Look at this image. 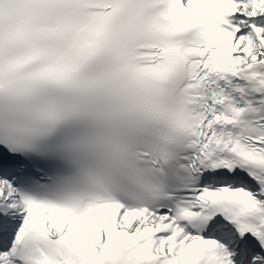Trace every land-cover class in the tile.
Wrapping results in <instances>:
<instances>
[{
    "label": "snow or ice",
    "instance_id": "obj_1",
    "mask_svg": "<svg viewBox=\"0 0 264 264\" xmlns=\"http://www.w3.org/2000/svg\"><path fill=\"white\" fill-rule=\"evenodd\" d=\"M0 264H264V0H0Z\"/></svg>",
    "mask_w": 264,
    "mask_h": 264
}]
</instances>
